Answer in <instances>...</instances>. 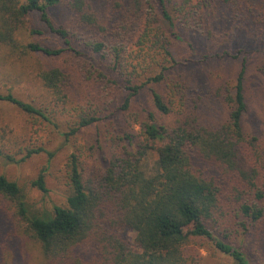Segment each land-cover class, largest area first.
I'll use <instances>...</instances> for the list:
<instances>
[{
  "label": "trees",
  "instance_id": "1",
  "mask_svg": "<svg viewBox=\"0 0 264 264\" xmlns=\"http://www.w3.org/2000/svg\"><path fill=\"white\" fill-rule=\"evenodd\" d=\"M173 2L0 0V44L19 47L17 32L27 15L37 13L63 40L64 48L27 43L20 46L25 54L39 53L54 59L69 52L89 63L98 92L110 86L124 91L121 110H128L132 98L148 91L154 109L168 115L171 110L154 86L166 83L178 63L167 54L171 65L162 66L138 83L123 74L120 47L131 41L143 20L156 11L173 40L186 43L194 51L195 46L185 37L186 30L182 31L171 15ZM54 7L68 10L74 28L90 34L84 50L71 43L69 30L53 26L48 11ZM197 18L193 37L221 49L225 56L236 58L226 51L233 42L264 43V0H205ZM108 48L112 51L109 62ZM246 67L243 58L230 90L213 85L203 97H188L185 81L175 84L181 107L175 124L161 125L148 113L138 135H125L118 153L102 157L104 165L85 170L79 155L72 152L66 164L70 193L65 206L31 212L22 189L0 176V195L14 203L25 235L39 244L43 264L81 262L87 254L83 249L92 254L83 264H185L184 249L192 239H205L235 264H253L243 254L241 243L252 240L264 227V138L244 129L248 115ZM38 78L57 104L65 105L79 94L75 87L72 90L71 76L58 67L42 70ZM0 102L56 126L43 110L11 93L0 92ZM215 107H225L226 117L216 118ZM102 120L98 116L81 117L60 136L68 141ZM149 151L157 155L158 167L152 176L142 168ZM41 152L31 150L26 158ZM31 184L47 193L43 173ZM124 230L134 234L132 240L120 237Z\"/></svg>",
  "mask_w": 264,
  "mask_h": 264
},
{
  "label": "rangeland",
  "instance_id": "2",
  "mask_svg": "<svg viewBox=\"0 0 264 264\" xmlns=\"http://www.w3.org/2000/svg\"><path fill=\"white\" fill-rule=\"evenodd\" d=\"M93 1L101 4L108 2ZM204 1L174 0L170 9L174 20L183 28L181 30H186L185 37L195 46L194 51L186 43L173 40L166 23L158 17L156 11L143 20L132 40L120 47V68L124 75L138 83L146 81L162 66H170V56L178 63L170 70V79L166 83L154 86L171 110L168 115H162L154 109L148 91L132 98L128 110H121L124 91L110 86L98 92L97 81L91 75L93 73L89 63L69 52H63L54 59L39 53L25 54L20 46L27 43L49 49L64 48L63 40L46 27L37 13L27 15L24 26L17 32L19 47L0 44V92L11 93L17 99L43 110L56 125L29 115L9 103L0 102V176L15 182L22 189L24 202L31 212H48L53 205H66L70 193L66 164L72 152L79 155L85 170L104 165L102 157L108 158L118 153L125 144V140H122L125 135H138L140 125L148 113L161 125L175 124L181 115L175 84L185 81L188 84L185 92L192 98L205 96L213 85L230 90L243 58L247 60L245 96L248 104L244 129L264 138V43L233 42L226 47V51L236 57L231 58L223 55L221 49L210 47L205 40L194 38L192 28ZM48 17L54 27L72 33L70 39L75 47L83 49L84 42L91 40L90 34L74 28L73 16L65 8L49 9ZM111 60L112 51L108 48L106 61ZM52 67H58L69 74L73 83L72 90L74 87L79 90L76 98L65 105L55 103L51 92L38 78L42 70ZM67 91H71V88ZM213 114L216 118H225L227 109L215 107ZM86 116H98L103 120L80 130L68 141L60 136L62 131H67L69 126ZM36 149H42L43 152L26 158L29 151ZM157 167V155L149 151L142 168L147 175L152 176ZM41 173L44 175L47 193L40 192L31 184ZM133 236L129 230L120 232V237L125 240H132ZM241 244L243 254L253 264H264V227L253 235L252 240H244ZM83 251L87 254L81 258V262L75 260L72 264H83L92 256L88 250ZM184 255L185 264H235L205 239L190 240ZM43 262L39 244L25 235L14 203L0 195V264Z\"/></svg>",
  "mask_w": 264,
  "mask_h": 264
}]
</instances>
